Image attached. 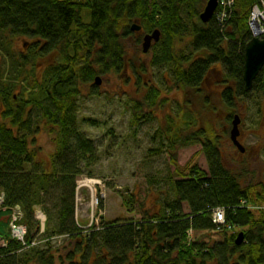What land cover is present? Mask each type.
I'll use <instances>...</instances> for the list:
<instances>
[{
	"label": "trees",
	"instance_id": "16d2710c",
	"mask_svg": "<svg viewBox=\"0 0 264 264\" xmlns=\"http://www.w3.org/2000/svg\"><path fill=\"white\" fill-rule=\"evenodd\" d=\"M256 1L234 0L223 27L214 16L208 22L201 20L207 0H0V47L9 51V39L15 36L31 39L27 53L8 52L11 65L0 67L1 223L8 219L7 233H1L0 227L4 241L0 264H58L57 259L59 264H264V209L247 207L248 203H264V180L256 189L246 173L228 167L216 137L201 130L186 139L201 141L200 136L205 135L202 146L209 169L198 164L189 172L177 168L170 180L176 198L165 201L162 212L147 213L138 221L113 220L101 228L94 226L89 233L76 218L78 180L84 173L80 162L91 161L95 153L93 140L77 121L81 85L95 81L99 73L125 70L132 64L127 40L133 39L139 46L145 33L160 29V40L151 47L150 63L169 66L175 83L184 91L178 116L181 127L168 114L163 130L169 131L170 148L178 140L186 143L179 133L182 126L191 127L207 106L215 109L210 94H204L213 71L220 76L213 83L222 87L219 95L231 112L228 119L237 112L235 97H247L254 90L264 92V70L249 91L243 80L245 45L252 38L249 17ZM134 22L142 25L140 31L131 29ZM185 35L191 36V52L178 46ZM49 56L53 61L37 74V65ZM134 69L140 78V69ZM18 83L30 88L16 93ZM145 89L143 97L133 99L130 106L136 124L152 120L155 110L168 99L159 87L145 84ZM137 91L142 92L141 79ZM193 100L199 101L200 108ZM32 108L40 110L41 119L54 131L56 149L48 160L39 158L31 147L29 137L38 127ZM16 205L24 211L25 243L15 239L10 229ZM37 206L47 217L43 235H39L35 218ZM219 206L226 211L224 225L213 221L212 211ZM238 226L244 233L239 244ZM37 235L46 240L45 248L32 245ZM55 235L75 238V247L57 257L50 243ZM27 248L33 253L18 254Z\"/></svg>",
	"mask_w": 264,
	"mask_h": 264
},
{
	"label": "rangeland",
	"instance_id": "374dc122",
	"mask_svg": "<svg viewBox=\"0 0 264 264\" xmlns=\"http://www.w3.org/2000/svg\"><path fill=\"white\" fill-rule=\"evenodd\" d=\"M183 14L185 16V13ZM9 40V51L0 47V67L11 65L13 58L8 52L29 51L31 43L29 37L15 36ZM178 46L186 52H191L193 50L191 36L185 35L178 42ZM126 47L127 56L133 65L129 63L120 73L114 71L99 73L101 82L82 84L80 87L82 93L77 98L76 114L79 127L95 144L93 159L80 162L84 173L78 180L81 190H78L76 202L78 222L83 226L84 232L89 233L94 226L95 229L101 228L102 224L113 220L138 221L147 213L162 212L165 201L171 202L176 198L170 180L177 168L189 172L192 166L198 164L203 170L209 169L202 146L205 135L200 136L201 141L186 139L200 130L207 132L206 136L213 134L216 137L225 164L246 173L248 180H252L258 189L257 183L264 180V119L262 120V113L259 110L264 106V92L257 90L250 92L249 96L242 98V104L236 107L243 118L241 125L243 135L239 139L246 147V152L243 153L231 140L232 123L229 120L231 118L228 119L231 112H228L221 101L219 91L222 87L213 83L214 79L220 77L218 71H213L208 80L210 86L205 88L204 94H210V105L215 109L211 110L210 106H207L201 112V119L198 117L199 121L196 119L195 122L192 121L191 127L183 125L179 133L183 134L186 143L182 141L183 139L178 140L176 145L170 148L166 139L169 131L163 129L168 114H172L177 125L181 127L182 118L178 116L181 114L184 91L175 83L169 66L151 65L153 48L145 53L142 43L135 46L133 39L127 40ZM53 59V56L43 58L35 72L41 74L44 67ZM141 63L144 65L141 66ZM134 64L140 69V78L135 72ZM14 66L17 67L15 63ZM138 79H141V93L137 91ZM145 84L159 87L162 96L168 99L164 107L155 110V117L152 120L136 124L132 119L130 106L133 99L143 97ZM27 88L30 86L18 83L15 92L21 93ZM197 101L193 100V104ZM198 102L194 106L200 108L201 104ZM31 114L38 125L35 129L37 131L29 137L31 147L37 150L39 158L48 160L56 149L54 131H50L52 127L48 123L46 125V119H41L38 108H32ZM190 116L188 114L186 120ZM207 127H210L209 131L204 130ZM87 162L91 164L88 165ZM89 173L93 177H90ZM89 178H94L97 182L91 185L81 184ZM124 200L128 202L124 203ZM100 202L103 203L101 207ZM182 206L187 212V203L183 202ZM2 218L3 216L0 217L1 233L5 234L8 219H5L3 224ZM46 225L47 222L45 229ZM235 230L241 231V227L238 226ZM35 241L39 248H45L47 245L46 240H40L39 235L33 242L36 243ZM75 242V238L68 235H55L50 239L57 257L72 250ZM3 245L4 241L0 239V246ZM23 252L33 253L31 248H27L18 254ZM95 256L96 253L93 251L92 258ZM57 260L59 264L60 260ZM29 264L36 263L31 261Z\"/></svg>",
	"mask_w": 264,
	"mask_h": 264
},
{
	"label": "water",
	"instance_id": "95a60500",
	"mask_svg": "<svg viewBox=\"0 0 264 264\" xmlns=\"http://www.w3.org/2000/svg\"><path fill=\"white\" fill-rule=\"evenodd\" d=\"M218 0H207L204 10L200 14V18L203 22H208L212 19L215 9L217 8ZM133 31H140L142 25L134 22L131 26ZM161 37V30L156 28L152 32L143 35L142 49L143 52H148L154 42H158ZM264 66V35L260 37H252L245 45L244 54V68L243 79L245 82V89L248 91L252 88L253 82L259 72ZM96 83L101 82V77L96 76ZM240 123L241 117L239 114H235L232 120V127L230 129V137L233 143L241 151H245V146L239 140L240 135ZM244 238V233L239 232L236 243L239 244Z\"/></svg>",
	"mask_w": 264,
	"mask_h": 264
},
{
	"label": "built area",
	"instance_id": "2783aa9c",
	"mask_svg": "<svg viewBox=\"0 0 264 264\" xmlns=\"http://www.w3.org/2000/svg\"><path fill=\"white\" fill-rule=\"evenodd\" d=\"M234 0H221L220 8L217 11L216 19L219 25L226 26L229 16H230V8L232 7ZM249 26L253 36H263L264 34V0H258L251 11ZM4 201V195L1 194L0 196V206ZM257 208H264V205L255 206ZM225 208L224 207H216L212 211L213 220L218 223L222 224L225 222ZM36 217L40 221L41 232L44 231L45 228V221L46 215L45 212L38 208L36 210ZM24 218V211L20 205H16L12 208V216L10 221V229L12 236L25 243L26 236H27V225L23 221ZM35 244L32 242V245Z\"/></svg>",
	"mask_w": 264,
	"mask_h": 264
},
{
	"label": "flooded vegetation",
	"instance_id": "af4514ba",
	"mask_svg": "<svg viewBox=\"0 0 264 264\" xmlns=\"http://www.w3.org/2000/svg\"><path fill=\"white\" fill-rule=\"evenodd\" d=\"M242 96H238V97H235V100H236V105H240V104H242ZM237 109V108H236ZM260 111H261V113H262V120L264 119V106L263 107H260V109H259ZM235 114H239L240 115V117H241V123H240V135H239V139H241V137H242V135H243V133H242V129H241V125H242V121H243V118H242V115H241V113L240 112H235V113H233L232 115H231V123H232V120H233V115H235ZM245 150H246V147H245ZM246 151H244L243 153H245Z\"/></svg>",
	"mask_w": 264,
	"mask_h": 264
},
{
	"label": "bare ground",
	"instance_id": "6f19581e",
	"mask_svg": "<svg viewBox=\"0 0 264 264\" xmlns=\"http://www.w3.org/2000/svg\"><path fill=\"white\" fill-rule=\"evenodd\" d=\"M96 182H97L96 179H94V178H89V179H86V180H84L83 182H81V184H82V185H83V184L91 185V184H94V183H96Z\"/></svg>",
	"mask_w": 264,
	"mask_h": 264
}]
</instances>
